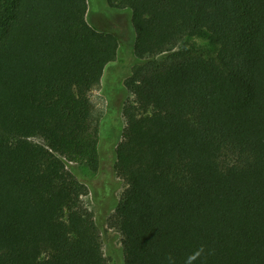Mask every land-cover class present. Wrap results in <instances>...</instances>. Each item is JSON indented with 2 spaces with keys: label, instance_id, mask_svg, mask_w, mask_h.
Listing matches in <instances>:
<instances>
[{
  "label": "trees",
  "instance_id": "1",
  "mask_svg": "<svg viewBox=\"0 0 264 264\" xmlns=\"http://www.w3.org/2000/svg\"><path fill=\"white\" fill-rule=\"evenodd\" d=\"M106 1L143 62L120 107L88 0H0V264H109L68 163L98 173L112 108L125 264H264V0Z\"/></svg>",
  "mask_w": 264,
  "mask_h": 264
},
{
  "label": "rangeland",
  "instance_id": "2",
  "mask_svg": "<svg viewBox=\"0 0 264 264\" xmlns=\"http://www.w3.org/2000/svg\"><path fill=\"white\" fill-rule=\"evenodd\" d=\"M88 5L87 21L89 25L97 32L116 36L120 44L118 60L105 70L104 83L99 90L94 92V101L99 107H103V105L108 107L110 102L108 98H113L115 106L120 107L126 100L123 97L126 91L124 86L126 79L131 76L132 69L136 65L143 63L137 59L134 53L136 31L133 25V12L130 9L124 11L114 10L110 8L106 0H88ZM190 42L199 49L206 51L210 49L208 42L205 40L193 39ZM167 56H162L159 59L162 60ZM109 112L110 116L116 118L111 120L108 117L106 118V127L104 124L101 125V140L103 134L106 136L100 148L101 163L98 173L74 163H68V168L89 187V194L83 201L100 229L103 251L108 263L125 264L123 237L117 229L111 226V218L115 214L117 205L121 201L127 185L116 172V145L115 143L109 144L115 138L118 139V142L121 141L122 130L119 134L120 126L117 124L118 111L112 108L109 109ZM121 120V126L125 128L126 123L122 114ZM34 142L44 145L40 140H35Z\"/></svg>",
  "mask_w": 264,
  "mask_h": 264
}]
</instances>
